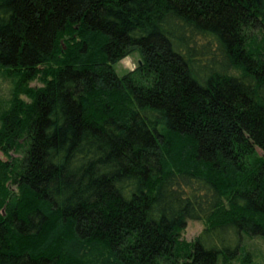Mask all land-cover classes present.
Segmentation results:
<instances>
[{"label": "trees", "instance_id": "16d2710c", "mask_svg": "<svg viewBox=\"0 0 264 264\" xmlns=\"http://www.w3.org/2000/svg\"><path fill=\"white\" fill-rule=\"evenodd\" d=\"M0 75V264H216L264 239V0H0Z\"/></svg>", "mask_w": 264, "mask_h": 264}, {"label": "rangeland", "instance_id": "374dc122", "mask_svg": "<svg viewBox=\"0 0 264 264\" xmlns=\"http://www.w3.org/2000/svg\"><path fill=\"white\" fill-rule=\"evenodd\" d=\"M139 56L137 51L130 53L119 59L114 65L116 74L122 75L123 73L133 70L139 63ZM29 86H40L39 79H32L29 81ZM10 90V84L8 79L0 75V100L6 99ZM24 98V96H20ZM25 99V98H24ZM15 154V153H13ZM0 158L5 159V156L0 153ZM13 188V187H12ZM204 222L201 220H186L183 229L179 233V237L187 242L193 240V238L199 234L204 227ZM248 252V260H241L242 250ZM216 264H264V239L259 237H243L241 247L228 261L223 262L218 260Z\"/></svg>", "mask_w": 264, "mask_h": 264}, {"label": "water", "instance_id": "95a60500", "mask_svg": "<svg viewBox=\"0 0 264 264\" xmlns=\"http://www.w3.org/2000/svg\"><path fill=\"white\" fill-rule=\"evenodd\" d=\"M140 63V62H139Z\"/></svg>", "mask_w": 264, "mask_h": 264}]
</instances>
